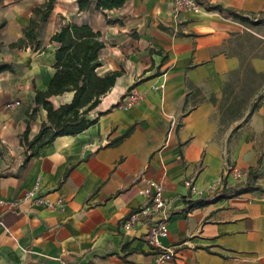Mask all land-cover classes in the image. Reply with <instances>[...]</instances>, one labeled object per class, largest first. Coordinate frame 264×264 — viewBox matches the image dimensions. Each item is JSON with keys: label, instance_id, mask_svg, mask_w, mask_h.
I'll use <instances>...</instances> for the list:
<instances>
[{"label": "crops", "instance_id": "0c3cea01", "mask_svg": "<svg viewBox=\"0 0 264 264\" xmlns=\"http://www.w3.org/2000/svg\"><path fill=\"white\" fill-rule=\"evenodd\" d=\"M33 1L46 0H0V23L7 22L0 61L22 66L0 73V175L7 174L0 177V264H158L159 251L145 231L123 228L148 203L143 179L160 183L172 203L169 236L161 242L177 256L162 264H264V190L184 211V200L201 198L189 194L186 182L212 197L245 182L224 178L226 164L246 174L262 156L264 164V79L244 115L221 125L230 74L250 62L264 75V25L248 27L203 7L177 11L173 0H125L122 8L83 15L76 0H56L42 51L10 50L29 24ZM204 1L264 19V0ZM61 18L100 32L105 48L98 74L121 76L92 114L105 113L95 125L56 138L24 165L21 136L35 90H46L55 73L59 44L50 39ZM132 90L144 99L122 109ZM259 96V108L246 120ZM71 97L52 101L59 106ZM15 102L20 105L7 108ZM45 122L40 107L31 138ZM133 126L130 136L110 145ZM216 184L222 186L209 195ZM36 187L53 208L27 197Z\"/></svg>", "mask_w": 264, "mask_h": 264}, {"label": "trees", "instance_id": "16d2710c", "mask_svg": "<svg viewBox=\"0 0 264 264\" xmlns=\"http://www.w3.org/2000/svg\"><path fill=\"white\" fill-rule=\"evenodd\" d=\"M195 1L206 11L219 12L245 26L264 25V19L254 15L248 16L237 13L220 5L208 4L204 0ZM76 3L79 13L83 15L94 9L105 12L122 8L125 0H76ZM55 5L56 0H46L42 4H37L32 10L29 24L23 29L22 37L9 44V49L23 50L29 48L33 53L42 51V31L48 23ZM108 22L112 23L111 20ZM6 25L7 22L2 20L0 30L4 29ZM50 42L59 44V47L55 50V73L46 90H35V96L29 108L27 129L21 136V146L24 149V165L37 157L41 150L54 142L56 138L76 136L95 125L99 117L105 113L98 114L93 118L92 114L101 103V99L115 86L117 78L121 76V72H113L105 76L98 74V69L102 66L100 55L105 48V43L102 40L101 33L94 31L88 23L74 20L68 22L61 18L58 31L51 37ZM3 47L4 44L0 40V53ZM21 67L12 62L0 61V73L5 71L15 72ZM263 79L264 75L256 73L250 62H242L240 70L230 74L224 86L221 103L222 126H226L244 115L248 101L259 91L260 82ZM135 87L136 85L130 90ZM65 94H71L70 101L55 106L52 99ZM261 100L262 96H259L258 101L252 105L246 120L259 108ZM213 101L215 102V99ZM119 104L112 108L118 107ZM40 107L47 112V122L43 123L38 134L31 138L30 123ZM133 130L134 126L110 145H118L130 136ZM262 162L263 156L260 158L257 167L249 169L246 180L241 185L224 187L212 197L184 200L186 205L184 211L190 212L222 200L258 191L260 188L256 186V181L260 177ZM67 174L65 177H67ZM0 177H7V174H2Z\"/></svg>", "mask_w": 264, "mask_h": 264}, {"label": "built area", "instance_id": "2783aa9c", "mask_svg": "<svg viewBox=\"0 0 264 264\" xmlns=\"http://www.w3.org/2000/svg\"><path fill=\"white\" fill-rule=\"evenodd\" d=\"M173 4L177 11L191 10L196 13L202 11V7L195 0H173ZM143 99L144 95L142 93L132 90L123 98L120 107L122 109L132 108ZM19 105V102L9 103L7 104V108L12 109ZM223 175L224 178L231 176L238 182L245 181L247 177L246 173L231 164L225 165ZM142 181H144L145 186L141 194L148 199V203L131 214L124 222L123 228L126 232L144 230L148 244L159 251L158 264L171 262L177 256L176 249L174 246H163L161 240L169 236V220L172 203L165 198L164 188L160 183L148 179H143ZM186 186L191 196L199 195L200 197H204L205 191L197 189L191 181L186 182ZM221 186V184L220 186L216 184L211 187L208 190L209 195H214ZM256 186L264 190V164L261 168L260 178L257 180ZM38 189L39 187H36L35 190L30 191L27 197L29 199H35L41 205L53 208L54 204L46 198L38 196ZM60 205H62L61 202L55 204V206Z\"/></svg>", "mask_w": 264, "mask_h": 264}, {"label": "rangeland", "instance_id": "374dc122", "mask_svg": "<svg viewBox=\"0 0 264 264\" xmlns=\"http://www.w3.org/2000/svg\"><path fill=\"white\" fill-rule=\"evenodd\" d=\"M37 4H39V3H35V1H33V2H32L33 7L31 8V10H33V8H34ZM262 33H264V29H262ZM8 53H10V51L5 50V51H4V56H7Z\"/></svg>", "mask_w": 264, "mask_h": 264}]
</instances>
